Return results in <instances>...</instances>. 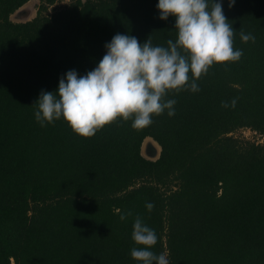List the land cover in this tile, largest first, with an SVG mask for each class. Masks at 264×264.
<instances>
[{
	"label": "trees",
	"instance_id": "16d2710c",
	"mask_svg": "<svg viewBox=\"0 0 264 264\" xmlns=\"http://www.w3.org/2000/svg\"><path fill=\"white\" fill-rule=\"evenodd\" d=\"M29 1L0 0V264H141L131 257L143 247L132 240L137 215L170 264H264V0H222L243 55L211 66L198 92L169 91L174 116L141 129L121 118L87 138L63 117L42 127L41 92L97 67L117 33L167 47L176 18H159V0L52 11L58 0H39L36 16L17 20ZM148 136L161 146L156 160L141 153Z\"/></svg>",
	"mask_w": 264,
	"mask_h": 264
},
{
	"label": "clouds",
	"instance_id": "9594fccd",
	"mask_svg": "<svg viewBox=\"0 0 264 264\" xmlns=\"http://www.w3.org/2000/svg\"><path fill=\"white\" fill-rule=\"evenodd\" d=\"M236 0H229V8ZM159 18H176L178 38L167 47L153 46L149 38L140 43L132 35L117 33L106 43V54L97 67L85 75L75 69L60 78L58 91H42L35 119L43 127L63 117L80 136L92 137L105 125L118 119L131 120L141 129L153 123V116L167 110L175 115L174 99L165 100L169 91H200L197 84L216 63L236 62L243 51L234 48L235 30L223 11L222 0H159ZM242 42L255 36L240 32ZM191 73V77L189 76ZM235 107L236 100H232ZM222 106L227 107L226 102ZM152 202L146 203L149 212ZM132 212L121 213L123 221ZM131 257L141 264H170L166 253L151 251L158 242L156 231L137 215L133 224Z\"/></svg>",
	"mask_w": 264,
	"mask_h": 264
},
{
	"label": "rangeland",
	"instance_id": "374dc122",
	"mask_svg": "<svg viewBox=\"0 0 264 264\" xmlns=\"http://www.w3.org/2000/svg\"><path fill=\"white\" fill-rule=\"evenodd\" d=\"M70 0H58L57 3L50 7V11H52L54 9V7H60L66 3H68ZM39 0H30L29 2H27L23 8H26L24 10V12H22L21 14H19L18 16H16L17 13L13 14V16H16L17 20H21V19H31L34 16H36L37 12H38V6H39ZM22 8V10H23ZM237 135L239 136H243V137H247L253 140H261L260 136H258L257 134H255L252 130L250 129H242L240 130Z\"/></svg>",
	"mask_w": 264,
	"mask_h": 264
},
{
	"label": "water",
	"instance_id": "95a60500",
	"mask_svg": "<svg viewBox=\"0 0 264 264\" xmlns=\"http://www.w3.org/2000/svg\"><path fill=\"white\" fill-rule=\"evenodd\" d=\"M24 7V6H23ZM21 7L20 12H24L26 8ZM23 8V10H22ZM142 155L150 160H156L161 155V146L160 144L151 136H148L144 139L141 146Z\"/></svg>",
	"mask_w": 264,
	"mask_h": 264
},
{
	"label": "flooded vegetation",
	"instance_id": "af4514ba",
	"mask_svg": "<svg viewBox=\"0 0 264 264\" xmlns=\"http://www.w3.org/2000/svg\"><path fill=\"white\" fill-rule=\"evenodd\" d=\"M22 12H20V13H18V14H16V16H18L19 14H21Z\"/></svg>",
	"mask_w": 264,
	"mask_h": 264
}]
</instances>
